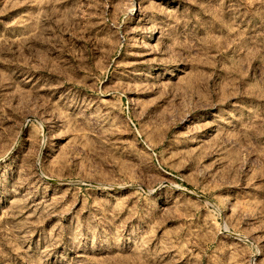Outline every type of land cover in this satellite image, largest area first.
Masks as SVG:
<instances>
[{"label": "rangeland", "instance_id": "1", "mask_svg": "<svg viewBox=\"0 0 264 264\" xmlns=\"http://www.w3.org/2000/svg\"><path fill=\"white\" fill-rule=\"evenodd\" d=\"M0 264H264V0H0Z\"/></svg>", "mask_w": 264, "mask_h": 264}]
</instances>
